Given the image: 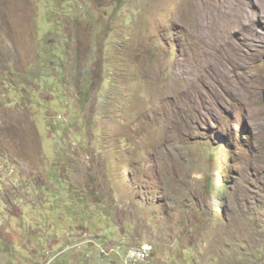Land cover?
I'll return each instance as SVG.
<instances>
[{
	"label": "rangeland",
	"instance_id": "1",
	"mask_svg": "<svg viewBox=\"0 0 264 264\" xmlns=\"http://www.w3.org/2000/svg\"><path fill=\"white\" fill-rule=\"evenodd\" d=\"M144 243L264 264V0H0V264Z\"/></svg>",
	"mask_w": 264,
	"mask_h": 264
},
{
	"label": "built area",
	"instance_id": "2",
	"mask_svg": "<svg viewBox=\"0 0 264 264\" xmlns=\"http://www.w3.org/2000/svg\"><path fill=\"white\" fill-rule=\"evenodd\" d=\"M153 252V246L148 243H144L136 247H129L124 256V262L126 264H144L148 262ZM109 253H112L110 249Z\"/></svg>",
	"mask_w": 264,
	"mask_h": 264
}]
</instances>
